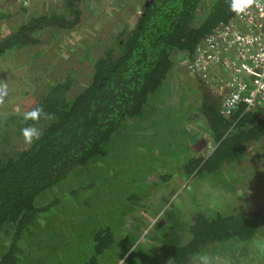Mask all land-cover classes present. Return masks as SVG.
<instances>
[{"label":"trees","instance_id":"obj_1","mask_svg":"<svg viewBox=\"0 0 264 264\" xmlns=\"http://www.w3.org/2000/svg\"><path fill=\"white\" fill-rule=\"evenodd\" d=\"M81 1L66 0L59 10L31 15L11 34L0 38V58L25 47L48 44L50 41L42 38L47 30L73 31L83 20ZM236 14L229 10L226 0H145L142 14L131 26L123 24L116 30L103 32L94 43L101 47H88L91 70L86 86L73 94L78 71L73 67L58 77L31 108L42 106L52 119L41 117L38 121L25 122L23 114H12L0 121L7 126L0 136L5 145L23 138L21 128L27 125H34L42 132L41 138L31 146L26 144L16 151L0 152V230L5 227L12 234L8 249L0 257V264H22L25 242L32 241L34 236L39 237L43 230L50 228L46 224L47 217L53 214L52 207L62 204L63 196H56L49 202L42 199L47 192L60 186L77 171L90 164L96 165L97 161L107 165L114 162L123 167L128 162L129 166L136 164V160L129 158L141 155V151L140 146H135V126L131 129L129 121L137 119L143 129L151 130L146 135L153 139V147H169L158 129H169L172 140L179 141L174 130L178 126L173 117L175 113L172 114L174 111L162 120L153 101L173 72L175 58L179 55L192 58L200 40L219 23L232 21ZM57 33L53 34L56 36ZM83 59L80 58L82 62ZM197 82L201 101L194 116L204 117L214 147L201 155H188L179 160L183 161L179 163L180 168L184 177L210 179L221 188L232 189L234 185L231 183H240V180L258 175L246 154L253 149V141L264 140V111L247 110L242 106L230 116H225L221 113L219 100L202 82ZM182 132L189 134L185 129ZM163 133L167 138V133ZM183 145L187 149L188 145ZM171 150V154L180 156L176 149ZM147 157L152 155L147 154ZM137 179L134 177L131 182L136 183ZM93 182L97 184L98 180ZM79 188H70L69 194L75 195ZM75 196L87 214L95 215L87 209L92 208L89 194L84 195V201ZM116 204L118 207L121 205ZM261 204L263 207L255 214L240 206L239 209H221L209 214L197 205L199 207L190 212L183 223L177 209L170 208L159 221H165L158 229L161 235L152 238L158 247L149 239L146 246H152L142 262L192 264L190 258L195 253L228 258V250L236 245H249L246 242H253L264 231V200ZM74 208L72 213L83 221L80 229L90 226L91 218ZM115 213H120V210L116 208ZM43 219L46 222L41 225ZM169 223L176 226L170 227ZM109 227L98 228L100 231L94 236H108L103 240L105 250L116 244L118 239L112 226V229ZM94 237L89 236V240H94ZM136 238L134 243L124 246L122 253L143 250L142 245L141 249L136 245ZM80 258L83 259L82 256ZM155 258L161 259L155 262ZM96 263H90L88 259L84 264Z\"/></svg>","mask_w":264,"mask_h":264},{"label":"rangeland","instance_id":"obj_2","mask_svg":"<svg viewBox=\"0 0 264 264\" xmlns=\"http://www.w3.org/2000/svg\"><path fill=\"white\" fill-rule=\"evenodd\" d=\"M65 1L0 0V14H3V18H0V38L11 34L33 14L59 10ZM144 2L145 0H82L83 20L73 31L47 30L43 32L42 38L49 40L48 44L25 47L0 58V84H6L8 89V95L0 103V121L9 115L29 111L50 85L73 67L78 69L73 94L86 86L91 70L90 59L87 57L88 47L93 46L103 32L116 30L123 24L131 26L139 16ZM234 23L238 24V21ZM54 32H58L56 36ZM94 46L101 47L100 44ZM80 58H84L83 62ZM185 59L182 55L175 58L173 72L153 101L157 104L158 117L162 120L174 111L172 114L175 113L173 117L178 124L174 130L180 138L179 143L172 140L169 129H158L169 147H153V139L146 135L151 130L143 129L137 119L129 121L131 129L135 126V146H140L141 151V155L129 158L136 160V164L129 166L128 162L123 167L114 162L113 165H107L97 161L96 165L90 164L77 171V174L60 186L47 192L43 200L51 202L52 198L63 196V205L59 203V206L52 207L53 214L47 217L46 223L51 229L43 230L39 237L34 236L32 241L25 242L23 248L26 253L21 256L22 264H84L88 259L90 263L97 261L96 264H143L145 254L148 255L150 247L157 243H153L152 238L161 235L158 229L165 221H159L170 208L177 209L183 223L189 213L199 206L209 214L221 209H239V206L255 214L263 207L264 140L253 141V149L246 154L258 175L240 180V183L230 182L234 185L232 189L221 188L210 179L194 180L184 177L179 164L183 161L179 160H184L188 155H201L214 147L204 117L194 116L198 112L201 91L198 79L185 66ZM256 109L264 111L262 107ZM166 126L169 127L168 122ZM6 127V124L0 123V136ZM184 129L189 134H183ZM163 132L167 133V138ZM8 144L7 146L0 140L1 153L27 146L23 138L14 139ZM131 144L134 146V143ZM183 144L188 145L187 149ZM170 148L176 149L180 156L171 154ZM147 154L152 157L148 158ZM134 177L138 178L136 183L131 182ZM93 180H98L97 184ZM74 186L81 187L75 191L81 201H84L86 193L87 196L89 194L92 208L87 209L95 215L87 214L84 206L75 200L76 196L69 194L70 188ZM116 203H120V207ZM73 208L91 218L90 226L80 229L83 221L72 213ZM116 208L120 213H115ZM43 220L41 225L46 222ZM79 220L81 221L78 223ZM108 226H112L118 239L129 238L125 241L116 238V244L105 250L104 241L108 236H94L100 231L98 228L105 229ZM169 226L176 225L169 223ZM89 236L94 237V240H89ZM136 236V245H140L139 249L142 245L143 250L138 253L133 250L122 253L124 246L134 243ZM11 237L12 234L7 228L0 230V257L8 249ZM149 239L152 245L146 246ZM246 243L249 245H236L228 250V258L212 256L213 264H263L264 231L253 242ZM157 244L154 246L158 247ZM80 259L82 262L77 263ZM159 259L161 258L154 260L157 262Z\"/></svg>","mask_w":264,"mask_h":264},{"label":"built area","instance_id":"obj_3","mask_svg":"<svg viewBox=\"0 0 264 264\" xmlns=\"http://www.w3.org/2000/svg\"><path fill=\"white\" fill-rule=\"evenodd\" d=\"M184 58L189 72L219 100L225 116L242 106L263 109L264 5L219 23L200 40L193 57Z\"/></svg>","mask_w":264,"mask_h":264},{"label":"clouds","instance_id":"obj_4","mask_svg":"<svg viewBox=\"0 0 264 264\" xmlns=\"http://www.w3.org/2000/svg\"><path fill=\"white\" fill-rule=\"evenodd\" d=\"M229 4V10L243 14L247 9L252 6L260 7L264 5V0H226ZM8 95V89L6 84H0V103L3 102V98ZM41 117L45 119H52V115L44 110L42 106H37L30 111L23 114V120L25 122L32 120L38 121ZM21 135L25 144L31 146L35 141H38L42 132L34 125H27L21 128ZM190 260L192 264H213V257L207 253H195Z\"/></svg>","mask_w":264,"mask_h":264}]
</instances>
